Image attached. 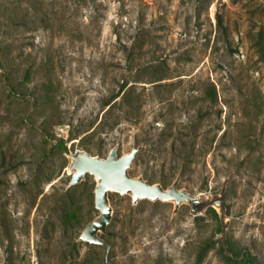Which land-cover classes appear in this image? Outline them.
Masks as SVG:
<instances>
[{"label": "rangeland", "instance_id": "rangeland-1", "mask_svg": "<svg viewBox=\"0 0 264 264\" xmlns=\"http://www.w3.org/2000/svg\"><path fill=\"white\" fill-rule=\"evenodd\" d=\"M116 145L227 217L110 193L109 264H264V0H0V264H103L96 180L68 183Z\"/></svg>", "mask_w": 264, "mask_h": 264}, {"label": "water", "instance_id": "water-1", "mask_svg": "<svg viewBox=\"0 0 264 264\" xmlns=\"http://www.w3.org/2000/svg\"><path fill=\"white\" fill-rule=\"evenodd\" d=\"M118 149L119 145L113 147L107 157L81 151L71 156L72 165L68 186L81 183L87 174L93 175L96 180L94 204L99 210V215L86 224L79 240L91 245L104 246L103 264H109L111 245L101 235L107 232V227L113 218V206L110 200V193L113 192L130 195L134 205L140 200L174 202L175 212L182 204L189 205L193 214L203 213L206 208L213 206L225 225L227 207L223 191L217 195L208 194L203 197L199 193H190L186 188H179L180 175L167 187L161 183H151L142 176H133L130 170L136 162L141 147H136L123 155L118 154Z\"/></svg>", "mask_w": 264, "mask_h": 264}, {"label": "trees", "instance_id": "trees-1", "mask_svg": "<svg viewBox=\"0 0 264 264\" xmlns=\"http://www.w3.org/2000/svg\"><path fill=\"white\" fill-rule=\"evenodd\" d=\"M106 105H111V102H108ZM111 107V106H110ZM214 211V210H212ZM227 246L232 252L231 256L227 255V259L230 261H234L236 257H238V253L234 250L233 245L230 243V241H227ZM215 247V242L213 240L208 241L206 244H204L197 255V263L202 264L207 254Z\"/></svg>", "mask_w": 264, "mask_h": 264}, {"label": "built area", "instance_id": "built-area-1", "mask_svg": "<svg viewBox=\"0 0 264 264\" xmlns=\"http://www.w3.org/2000/svg\"><path fill=\"white\" fill-rule=\"evenodd\" d=\"M77 152V151H76Z\"/></svg>", "mask_w": 264, "mask_h": 264}]
</instances>
